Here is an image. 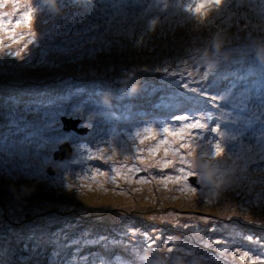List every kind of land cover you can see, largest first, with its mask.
Masks as SVG:
<instances>
[{
  "label": "rangeland",
  "instance_id": "374dc122",
  "mask_svg": "<svg viewBox=\"0 0 264 264\" xmlns=\"http://www.w3.org/2000/svg\"><path fill=\"white\" fill-rule=\"evenodd\" d=\"M235 5L236 0L231 21L221 17L211 25L198 26L195 21L178 24L179 18L174 17L171 24H163V30L158 22L155 30L143 35L142 39L140 25L132 37L125 38L106 32L107 24L102 19L85 16L76 17L74 21L70 13L78 9L70 5L67 10L63 9L65 13L61 10L55 17L45 13L35 18L33 28L38 36L44 37V52L29 45L20 58L0 53V142L4 144L0 162L8 169H15L0 170V264H119L117 258L126 264H143L139 259L144 255L142 233L155 241L154 248L167 243L173 249L171 253L167 248L155 252L149 249L147 255L152 264H248L239 259V252H234L233 248L258 251L264 246V153L259 151L257 143L259 122L254 125V132L244 127V121L250 117L259 115L264 119V114L253 104L249 103L253 111L247 116H238L231 105L223 102L216 110L218 115L222 113V130L240 129L235 143L239 144L248 166L243 173L246 179H237L211 203L207 202L209 190L203 185L197 186V195L191 198L180 195L177 185H169L171 190L163 191L154 183L129 187L121 182L120 188L106 185L109 189L106 192L100 189H85L83 193L69 191L61 180L73 181V170L78 172L82 167L73 163L79 158V146H76L75 159L69 162L65 152L71 145L65 142L59 146L48 139L58 121L60 129L78 138L80 145L95 149L106 139L123 140L131 130L174 118L190 109L208 107L205 100L203 105L191 101L178 109H169V101L177 95L201 99L182 88L187 81H198L190 87L209 86L207 90L211 94L224 95L239 77L251 71L255 74L249 75L248 80L258 90L259 69H249L244 59L239 63L235 61L239 49L247 42L249 31L254 37L264 36L253 30L254 25H264L259 18L264 3L243 0L239 7ZM11 10L9 4L2 11ZM89 23L99 24V33H91L98 39L76 50L80 40L75 30ZM228 23L232 26L228 27ZM216 33H226L229 37L227 50L237 51H230V59L221 63L208 80H201L207 68L196 60L209 47ZM105 41L107 47L120 48L124 43L145 47L150 56L133 64L141 53L130 44L120 52L102 49L89 54L87 50L91 47L104 48ZM136 41L138 43H134ZM145 41L159 42V45L151 47L148 43L145 45ZM8 43L5 40V44ZM48 43L57 46L49 49ZM21 46L13 45L5 51L14 52ZM163 46L168 50L162 49ZM42 55L44 62H41ZM96 65L99 70H92ZM129 73H135L134 79L142 84L141 92L134 98L122 96L118 91L120 82L127 79ZM77 74L81 78L91 75L95 81L87 83L83 79H73ZM237 90L232 89L233 94ZM102 91L112 96L109 116L91 118ZM136 106L142 108L134 115ZM69 110L71 115H64ZM113 113L117 118H112ZM122 113L124 117L120 118ZM49 120L53 123L48 124ZM87 123L100 125L99 130L90 136H74L72 132L78 127L85 128ZM206 138H210L208 134ZM22 144L28 148L23 156L19 155ZM9 151L17 155L9 156ZM244 163V159L237 161V177L242 175ZM23 165H29L36 175L31 178L22 175L19 169ZM93 165L107 167L100 161H86L83 167ZM166 171L172 173L171 169ZM152 172L157 174L155 169ZM12 184L17 189L20 185L34 184L36 191L29 197L17 199L10 191ZM137 187L142 190L135 191ZM121 189L127 194H120ZM213 227L215 230H210ZM253 233L261 241L260 245L255 239L244 238ZM216 238L234 243L221 253L217 250L224 245L213 243Z\"/></svg>",
  "mask_w": 264,
  "mask_h": 264
},
{
  "label": "snow or ice",
  "instance_id": "6c2138e0",
  "mask_svg": "<svg viewBox=\"0 0 264 264\" xmlns=\"http://www.w3.org/2000/svg\"><path fill=\"white\" fill-rule=\"evenodd\" d=\"M243 0H236V7H239ZM264 3V0H262ZM11 5V11H2L8 5ZM233 4L234 0H60L61 10L67 9L70 5L78 9L75 13H70L73 20L76 17H88L89 19H102L107 24L106 32H111L115 36L123 35L125 38H130L134 35L137 25L140 22L141 39L143 35L154 31L158 22L161 24H171L174 17H178V24L195 21L198 26H207L213 24L217 19L224 17L226 21L233 19ZM48 14L50 17H55L57 14L50 11L44 4L43 0H0V53L8 56L20 58L22 53L28 50L29 45L39 47L41 52H44V37L38 36L33 28L35 18L40 14ZM211 14V18L210 17ZM15 17V20H13ZM259 18L264 21V9H261ZM239 20V17H236ZM228 23V27H231ZM26 29V31L18 32L17 29ZM71 30V29H68ZM253 30L264 33V25L253 26ZM99 24L89 23L76 31L77 35H83V39L77 42V49L80 50V45L84 43H93L98 39V36H93L91 33H99ZM264 37V36H258ZM252 32L247 34L246 44L239 49V54L236 63L244 59L249 69H259L258 80L260 88L257 90L253 86V82L248 80L249 75L255 73L246 71L242 77L238 78V82L234 83L224 95L220 93L211 94L207 88L190 87L192 83L198 81H187L182 84V88L188 93L197 94L201 99L197 100L196 96L177 95L168 103L170 110L178 109L181 105L196 101L203 105L204 101H208V107H200L198 109H190L187 112H182L175 115L174 118L157 121L153 124H148L142 128L131 130L123 140L118 137L106 139L102 146H95V149L87 145H80L79 141L74 139L68 132L63 131L57 126L51 129L48 139L51 143L62 146L67 142L70 145L79 146V158L73 161L74 164L82 167L77 172L75 169L72 172L73 181L65 182L62 178L61 183L69 191L83 193L85 189L93 191L100 189L108 191L106 185H112L113 188H120V183L123 182L131 187L133 184L143 186L154 183L163 191H170L169 185H177V191L180 195L191 198L197 195L198 188L190 183V178L198 180L201 185L207 188L203 183L199 173L193 170L191 157L194 154H202L209 159H215L221 151L227 150L229 159L235 162L244 159V168L241 170L242 175L237 177L238 180L246 179L243 173L247 172L248 160L245 159L242 150L239 148L237 135L239 128H230L222 130L221 114L217 111L223 104L231 105L238 116H247L253 109L249 108V103L259 109L261 114H264V64L258 62L254 53V47L251 42L255 39ZM5 40L9 41L5 44ZM105 47L108 42H103ZM138 43V41L134 42ZM13 45H22L16 51H5L11 49ZM102 49L91 48L87 51L91 55ZM63 51H71V49H63ZM237 51L235 49H228ZM41 62H44V56H41ZM168 71L167 68L164 69ZM216 69L207 68L203 73L201 80H208L209 75H214ZM175 74V73H171ZM189 76L191 72L187 73ZM135 73L127 74V79L134 81ZM238 89L234 94L232 89ZM105 93L102 91L100 100L94 105V111L91 118L106 119L109 116V108L102 103V97ZM59 115V114H58ZM66 116L71 115V110L64 113ZM121 114L120 118H123ZM112 118H117L112 114ZM259 122L260 137L257 141L259 151L264 153V119H260L259 115L250 117L244 121V127L251 131H256L254 125ZM53 121L49 120L48 124ZM84 127H92L91 123L84 124ZM195 133V134H194ZM206 134L208 137L206 138ZM28 151L26 145L20 146L19 155L23 156L24 152ZM251 151V149H249ZM4 152V144L0 142V154ZM9 156H15L17 153L8 152ZM264 159V157H262ZM86 161H100L106 165L102 168L99 165L85 168L83 165ZM155 169L157 174H153ZM172 170L168 173L166 170ZM0 170L14 171L8 169L7 165L0 162ZM22 175L26 178H31L36 175V172L30 170L29 165H23L19 169ZM39 171V170H36ZM147 173V175H141ZM162 173V174H161ZM139 177V178H137ZM53 183H56L54 180ZM142 188L137 187L135 191H141ZM120 194L127 193L121 189ZM203 195V193H201ZM214 193L208 192L207 202L211 203L215 199ZM205 222H207L206 218ZM187 228L190 225H183ZM194 227V226H193ZM210 230H215L213 229ZM132 235H136L135 232ZM144 240V255L139 256L143 264H152L147 255L149 249L152 251H167L171 253L172 247L165 243L160 248H154L155 241L147 234L142 233ZM248 241H253L251 235L244 237ZM213 243L224 245V248L218 249L221 253L225 252L234 242L225 240L224 238H216ZM258 245L260 241H256ZM234 252H239V259L248 262V264H264V246H261L258 251L248 248L240 251L238 248H233ZM119 264L126 262L119 260Z\"/></svg>",
  "mask_w": 264,
  "mask_h": 264
},
{
  "label": "clouds",
  "instance_id": "9594fccd",
  "mask_svg": "<svg viewBox=\"0 0 264 264\" xmlns=\"http://www.w3.org/2000/svg\"><path fill=\"white\" fill-rule=\"evenodd\" d=\"M45 6L52 12L59 14L61 12L60 0H43ZM67 10V9H66ZM65 13V10H63ZM140 22L138 25L142 24ZM77 31V30H75ZM75 35H77L75 33ZM79 40L83 38V35H77ZM229 42V37L226 33H216L212 36L210 40L209 47L203 50L196 63L200 64L206 68L217 69L221 63L226 62L230 59L229 52L227 50V44ZM254 47V53L258 62L264 64V37H256L252 42ZM87 43L81 44L80 50L85 47ZM57 45L53 43H48V47L55 48ZM65 48H71L69 45L63 44ZM93 48V47H91ZM108 48V47H104ZM99 70V69H92ZM113 74V73H112ZM78 75V74H77ZM88 76V77H87ZM81 78L79 75L77 78L73 79H83L87 83L94 82L95 79L91 75H87ZM96 77V76H95ZM121 87L119 88V93L122 96L128 98H134L142 90V84L139 80H128L124 79L121 82ZM76 85L75 87H79ZM102 103L107 107L112 106V96L110 93L105 94L102 97ZM100 125H92L88 128H76L72 133L74 136H90L91 134L99 130ZM76 140H79L78 138ZM77 155V147L70 146V148L65 152L67 161H73ZM193 170L200 174L203 183L207 185L209 192L214 193L219 196L224 190L236 183L238 164L232 159H229V154L226 149L221 151L215 159H209L202 154H194L191 157ZM198 181V180H197ZM189 182H191L189 180ZM199 182V181H198ZM201 185V184H200ZM10 191L16 195L17 199H24L31 196L36 191V185H20L19 189L16 188L15 184L9 186ZM119 195V194H117Z\"/></svg>",
  "mask_w": 264,
  "mask_h": 264
},
{
  "label": "trees",
  "instance_id": "16d2710c",
  "mask_svg": "<svg viewBox=\"0 0 264 264\" xmlns=\"http://www.w3.org/2000/svg\"><path fill=\"white\" fill-rule=\"evenodd\" d=\"M155 35H157V34H155ZM154 35V36H155ZM149 44L151 47H157L158 45H159V42H154V43H152V42H148V41H145V45L146 44ZM128 44H130V45H133L134 47H135V49L137 50V51H139L140 53H141V55H140V58H135V62L133 63V64H135L136 62H140L141 60L142 61H144V60H146V59H148L149 58V56H150V53L148 52V51H146V49H145V47H137V45H135V44H132V43H124V44H122V47H118V46H116V45H113V46H110V47H108V48H99V49H110V50H113V49H116V50H118L119 52L121 51V50H126L127 49V47H126V45H128ZM162 49H164V50H168V47H166V46H163L162 47ZM114 53H117V52H114ZM92 61H94V60H92ZM132 64V65H133ZM92 69H98V65H96L95 67H93ZM139 104H140V102H139ZM142 107H140V106H136L135 108H134V111H133V114L135 115V114H138L139 113V110L141 109ZM133 117V115L131 116V118ZM190 183H193V182H190ZM195 186H197L195 183H193ZM254 233H253V235H252V237H253V239H255V241H260V240H258V239H256L255 237H254ZM244 242V241H243ZM261 242V241H260Z\"/></svg>",
  "mask_w": 264,
  "mask_h": 264
},
{
  "label": "water",
  "instance_id": "95a60500",
  "mask_svg": "<svg viewBox=\"0 0 264 264\" xmlns=\"http://www.w3.org/2000/svg\"><path fill=\"white\" fill-rule=\"evenodd\" d=\"M190 181L195 183L197 186H200V183L197 180H194L193 178H190Z\"/></svg>",
  "mask_w": 264,
  "mask_h": 264
}]
</instances>
